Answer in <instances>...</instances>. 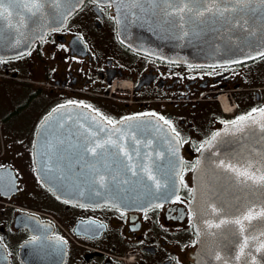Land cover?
<instances>
[{
  "label": "flooded vegetation",
  "instance_id": "af4514ba",
  "mask_svg": "<svg viewBox=\"0 0 264 264\" xmlns=\"http://www.w3.org/2000/svg\"><path fill=\"white\" fill-rule=\"evenodd\" d=\"M121 81L131 88L113 84ZM72 104L110 125L154 117L179 133L178 192L146 207L54 193L38 175L36 140L44 117ZM254 108H264L261 53L215 64L149 55L120 38L112 4L83 0L26 51L0 57V264H197L193 167L223 121Z\"/></svg>",
  "mask_w": 264,
  "mask_h": 264
},
{
  "label": "water",
  "instance_id": "95a60500",
  "mask_svg": "<svg viewBox=\"0 0 264 264\" xmlns=\"http://www.w3.org/2000/svg\"><path fill=\"white\" fill-rule=\"evenodd\" d=\"M82 1L46 0L39 12H32L26 0H4L0 4V57L26 51L36 38L63 22ZM101 1L113 5L123 42L149 55L186 63L215 64L264 52L262 0H251L242 13L232 14L238 22L228 13H225L228 21L209 14L207 19L192 13L175 14L170 5L151 0ZM225 6L219 7L222 10ZM253 117L257 122L248 124L242 131L235 130L231 124L218 128L214 133L219 135L213 140V133L205 142L193 167L189 208L196 233L193 257L197 264H264L261 246L264 216L244 221V233L237 225L209 226L241 217L249 209L254 212L264 209V186L251 181L241 183L242 177L220 167L221 162L237 168L248 164L264 167V128L261 127L264 118L259 112ZM101 128L105 131H99ZM42 135V145L36 140L35 146L37 172L44 184L60 197L94 205L146 207L167 200L180 188V141L157 118L133 117L110 125L86 107L62 105L44 117ZM110 138L117 140L131 159L122 153L117 155L119 150L109 146L110 153H105L103 158L87 156L86 159H100L101 164L115 161L114 167L105 169L97 164L99 172L85 168V161L80 159L84 155L83 144ZM141 164L151 169L155 180H149L138 168ZM124 165L137 171V175L125 171ZM99 175L105 177L103 188L93 183Z\"/></svg>",
  "mask_w": 264,
  "mask_h": 264
},
{
  "label": "snow or ice",
  "instance_id": "6c2138e0",
  "mask_svg": "<svg viewBox=\"0 0 264 264\" xmlns=\"http://www.w3.org/2000/svg\"><path fill=\"white\" fill-rule=\"evenodd\" d=\"M3 2L4 0H0V4H2ZM18 2H20V0H18ZM26 2L31 5L30 11L39 12L43 3H45L46 0H26ZM151 2L156 4H160V3L168 4L174 8L175 14L192 13L193 15L204 17L205 19L208 18L206 14H209L212 17H216V16L223 17L225 21H228V16H226L225 13H228L230 15L236 13H242L245 10V7L251 3V0H151ZM262 2H264V0H262ZM206 4L212 5V7H205ZM221 4L226 5L222 10L219 7ZM180 5H183V7H181ZM227 5H232V6L228 7ZM180 18L181 20H183L184 15H181ZM189 19H191V17H189ZM232 19L238 22V18L235 15H232ZM0 20H2V15H0ZM261 55H264V53H261ZM238 62L239 61H237V63ZM109 87H111V85H109ZM69 103H76V102L69 101ZM85 107H90V106L85 105ZM257 112H259L261 117L264 118V108L261 109L254 108L250 113L246 115L236 117L232 121H223V123L231 124L233 125L235 130L242 131L244 127L247 126L248 124L257 122L253 117V113H257ZM97 115L100 114L97 113ZM101 118L104 119L103 117ZM160 119H164V118L160 117ZM107 123L111 124L112 121L107 120ZM165 123H169V122L165 120ZM261 127L264 128V123L261 124ZM99 131H105V129L101 128L99 129ZM176 135L179 136V133H176ZM218 135L219 133H214L213 140H215L216 136ZM119 139L120 137H117V140ZM117 140H112L110 138L108 140H102V139L97 140L95 143H93L92 141H88L84 143L82 148L84 155L80 157V159H83L85 161L84 167L88 169H93L96 172H99V168H96L97 164H100V167L105 169L114 167L116 163L115 161H109L101 164L100 159H96L93 161H88L86 159L87 156H91L95 158H103L105 153H110V147L119 150L117 155L122 153L130 160L131 156H129V154L125 152L124 148L119 143H117ZM209 146H211V141L209 142ZM121 163L123 162L121 161ZM262 164H264V161H262ZM220 167L232 171L233 173H235L237 177H242L243 179L240 181L241 183H244L245 181H251L254 184H259L261 186H264V167H254L252 164H248L244 167L237 168L236 166L227 165L224 164L223 162H221ZM138 168L145 172L149 180H155V177L151 174L150 168L145 167L143 164L139 165ZM124 169L125 171H131L133 176L137 175V171H133L129 165H124ZM104 180H105L104 175H99V179L98 180L94 179L93 183H98L99 187L103 188L106 186ZM157 187H159L158 184ZM65 202L67 203V201ZM216 211L217 209L213 207V212ZM254 216H264V209H261L256 212H254L252 209H249L247 214L242 215L241 217L232 220H227V219L221 220L219 224L209 225V226L220 227L221 225L232 224L239 226V231L241 233H244L245 232L244 221L246 220L250 221L251 219L254 218ZM94 235H98V233H94ZM245 244H247V241H245ZM261 246L264 247V244H262ZM241 251H243V249H241ZM217 258L219 259V257Z\"/></svg>",
  "mask_w": 264,
  "mask_h": 264
},
{
  "label": "rangeland",
  "instance_id": "374dc122",
  "mask_svg": "<svg viewBox=\"0 0 264 264\" xmlns=\"http://www.w3.org/2000/svg\"><path fill=\"white\" fill-rule=\"evenodd\" d=\"M131 86L132 85H131L130 81H121L118 83V86H116V87L129 89V88H131Z\"/></svg>",
  "mask_w": 264,
  "mask_h": 264
},
{
  "label": "built area",
  "instance_id": "2783aa9c",
  "mask_svg": "<svg viewBox=\"0 0 264 264\" xmlns=\"http://www.w3.org/2000/svg\"><path fill=\"white\" fill-rule=\"evenodd\" d=\"M118 86V83H115Z\"/></svg>",
  "mask_w": 264,
  "mask_h": 264
}]
</instances>
